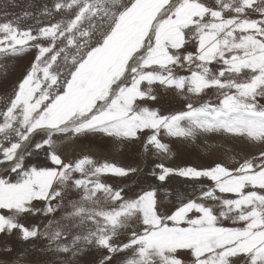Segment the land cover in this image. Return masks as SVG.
<instances>
[{
    "label": "snow or ice",
    "instance_id": "1",
    "mask_svg": "<svg viewBox=\"0 0 264 264\" xmlns=\"http://www.w3.org/2000/svg\"><path fill=\"white\" fill-rule=\"evenodd\" d=\"M9 6L0 86L30 65L0 104V264H264V0ZM216 136L255 153L165 163L176 143L212 153ZM89 137L152 167L78 153Z\"/></svg>",
    "mask_w": 264,
    "mask_h": 264
},
{
    "label": "rangeland",
    "instance_id": "2",
    "mask_svg": "<svg viewBox=\"0 0 264 264\" xmlns=\"http://www.w3.org/2000/svg\"><path fill=\"white\" fill-rule=\"evenodd\" d=\"M6 3L7 0H0V9H2L3 5ZM43 3L50 4L51 0H16L17 7L11 8L9 6L8 10L10 12L20 13L22 9L26 8L30 4L41 5ZM26 24H33V21L29 19L26 21ZM15 63L19 66L18 70L15 71L9 77L6 85L0 86V104H3L6 96L10 94V89L16 82L17 78L29 67L30 57L25 56L19 59L18 61H16ZM157 106L161 107L165 111H171L179 107V102L178 100L173 99L171 97H162ZM209 143L213 145V149H215L216 152L213 151L212 153H209L204 151V149L201 147L200 142H197L196 144L176 143L173 145L175 156L173 157V159L169 161H165V163L169 164L170 166L192 165L196 167H206L212 164L213 161H220L221 159L231 163L229 157L237 152L241 154L255 153V149L249 146L248 144L238 140H231L226 137H220V136L213 137L209 140ZM114 149L117 151V149L113 147L110 143H106L97 137H89L79 142L77 150L78 153L89 154L94 158H106L116 163L119 162L118 164L134 166L136 164L140 165V163H142L141 164L142 167H146L148 169L152 167V160L145 161L142 154L133 148H121L117 152ZM118 154L121 155L122 157L119 156ZM111 157H113L112 160ZM30 162L32 164H40V165H44L47 163L43 152H41L38 156L36 155L32 156L30 158ZM109 182L115 185L125 186L129 189L133 188L135 185V182H128L126 180H120L117 178H111L109 179ZM205 183L208 182L205 181ZM144 186L146 187L147 185L145 184ZM168 186L173 188L176 192H182V193H188L191 192L192 190V186L190 184H185L178 179L173 180ZM164 203L168 208L173 207V204L167 200ZM35 222H39V219L37 218ZM88 259L91 260L92 258L89 257Z\"/></svg>",
    "mask_w": 264,
    "mask_h": 264
},
{
    "label": "bare ground",
    "instance_id": "3",
    "mask_svg": "<svg viewBox=\"0 0 264 264\" xmlns=\"http://www.w3.org/2000/svg\"><path fill=\"white\" fill-rule=\"evenodd\" d=\"M212 146H213V145H212ZM79 149H80V148H79ZM114 150H115V149H114ZM109 151H110V150H109ZM111 151H112V150H111ZM115 151H116V150H115ZM117 151H118V150H117ZM117 151H116V152H117ZM113 152H114V151H113ZM215 152H216V150H215ZM97 153H98V152H97ZM97 153H96V154H97ZM225 153H226V152H225ZM223 154H224V153H223ZM102 155H103V154H102ZM118 155H119V154H118ZM119 156H121V155H119ZM121 157H122V156H121ZM112 159H113V157H111V160H112ZM118 159H119V158H118ZM121 159H122V158H121ZM134 160H135V159H134ZM115 161H116V160H115ZM118 163H119V162H118ZM127 164H129V163H127ZM132 164H134V163H132ZM141 164H142V163H140V166H141ZM121 165H123V164H121ZM136 165H137V164H136ZM136 165H134V166H136Z\"/></svg>",
    "mask_w": 264,
    "mask_h": 264
}]
</instances>
